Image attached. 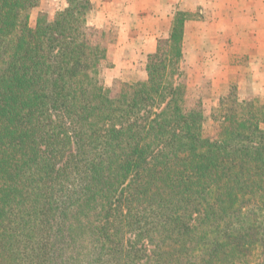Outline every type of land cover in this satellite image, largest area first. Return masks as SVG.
Listing matches in <instances>:
<instances>
[{"label":"trees","instance_id":"obj_1","mask_svg":"<svg viewBox=\"0 0 264 264\" xmlns=\"http://www.w3.org/2000/svg\"><path fill=\"white\" fill-rule=\"evenodd\" d=\"M39 2L0 0V264L258 261L243 209L264 215L260 103L220 104L205 136L170 73L182 40L110 101L89 0L33 28Z\"/></svg>","mask_w":264,"mask_h":264},{"label":"rangeland","instance_id":"obj_2","mask_svg":"<svg viewBox=\"0 0 264 264\" xmlns=\"http://www.w3.org/2000/svg\"><path fill=\"white\" fill-rule=\"evenodd\" d=\"M72 1L40 0L30 10V26L34 28L40 18L55 22L74 6ZM89 2L82 31L86 40L101 46L96 72L108 100H116L124 84L146 81L151 56L158 49H170L169 40H182V49L171 52V58L180 54L181 59L170 73L176 85H183L186 105L202 110L205 136L216 135L221 114L217 108L222 103L255 100L264 119V0ZM260 127L264 130V122ZM244 208L246 217H251L246 218L248 224L254 226V239L264 242V215L256 213L255 205ZM255 256L260 261L249 256L243 262L262 264V249Z\"/></svg>","mask_w":264,"mask_h":264},{"label":"crops","instance_id":"obj_3","mask_svg":"<svg viewBox=\"0 0 264 264\" xmlns=\"http://www.w3.org/2000/svg\"><path fill=\"white\" fill-rule=\"evenodd\" d=\"M124 6V5H123ZM142 6H143V4H142ZM142 9V8H141ZM142 11H144L143 9H142ZM157 39V37H154V39H151V38H148L147 40H156ZM157 51V50H156Z\"/></svg>","mask_w":264,"mask_h":264}]
</instances>
